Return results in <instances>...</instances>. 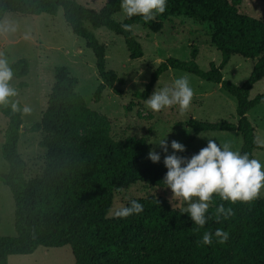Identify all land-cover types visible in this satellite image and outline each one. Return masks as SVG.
<instances>
[{
	"label": "trees",
	"instance_id": "obj_1",
	"mask_svg": "<svg viewBox=\"0 0 264 264\" xmlns=\"http://www.w3.org/2000/svg\"><path fill=\"white\" fill-rule=\"evenodd\" d=\"M244 2L264 4V0H167L165 12L145 22L140 16L116 20L115 15L122 10L120 0H106L96 9L80 0H0V22L7 13L56 16L62 9L67 26L94 53L101 80L94 93L95 103L107 89L122 94L116 86L123 85V80L107 68L106 47L87 25L122 36L132 60L143 57V47L132 26L142 25L159 33L164 23L176 18L206 25L211 43L222 57L218 66L211 63L208 70H203L197 63L198 49L193 47L188 61L171 57L161 63L146 89L134 96L146 100L160 77L171 69L220 85L237 100L238 122L191 119L188 125L196 135L237 132L242 137L239 152L254 158L261 147L248 114L264 104V94L250 99L254 85L264 79V20L244 13ZM123 24L131 27L125 30ZM233 56L255 61L242 85L223 75ZM10 67L14 78L29 73L26 60ZM78 84L79 79L67 67L55 68L46 110L41 121L29 128L43 133L40 146L45 149V168L35 178H26L27 163L18 150L23 112L12 111L10 104L0 105V112L7 118L2 156L8 165V173L0 176V182L13 196L16 230L14 236H0V264H8L13 255L33 254L39 247L64 246H70L74 264H264V198L230 203L214 195L208 211L214 212L216 205L223 203L232 208V215L219 222L213 217L199 230L186 210L173 208L164 198L134 199L143 204L141 213L108 217L116 190L137 183L167 188L162 183L167 169L163 160L153 163L148 159L150 147L144 138L116 141L101 130L107 120L97 117L76 92ZM91 125L96 128L90 134L82 133ZM218 227L229 233L225 242H200L203 231L214 232Z\"/></svg>",
	"mask_w": 264,
	"mask_h": 264
},
{
	"label": "rangeland",
	"instance_id": "obj_2",
	"mask_svg": "<svg viewBox=\"0 0 264 264\" xmlns=\"http://www.w3.org/2000/svg\"><path fill=\"white\" fill-rule=\"evenodd\" d=\"M106 0H80L88 8L96 9ZM244 13L264 20V4L244 2ZM123 10L115 19L123 21ZM99 41L106 47L107 68L118 73L123 85L116 87L122 92L118 95L113 90H105L98 103L93 100L94 93L101 80L96 69L94 53L87 48L85 40L77 37L67 26L62 9L56 16H22L7 13L0 22V59L9 66L19 60L29 62V73L18 79L12 77L10 83L17 95L11 99L21 106L27 105L29 112L22 114L23 129L20 132L19 153L27 163L26 178L41 176L45 168V149L40 146L42 132H31L29 128L41 121L46 110V102L55 83V68L67 67L73 76L79 79L76 92L83 96L89 108L97 117L104 116L107 131L116 141H125L129 137L144 138L150 149L161 153L157 143L166 138L169 145L177 140L185 145V151L178 155L190 157L206 146L207 139L217 143H228L233 150L240 151L242 137L239 133H203L196 135L188 125L191 119L203 122L229 121L238 122L237 100L225 92L220 85L179 70H169L155 84L151 94L161 87L171 86L180 75H187L194 90L189 107L181 112L178 106H170L158 112L152 111L134 96L143 92L151 81L152 74L168 58L188 61L193 47L198 49L197 63L203 70H208L211 63L219 65L222 61L220 52L212 45L206 25H201L185 18H176L164 23L159 33H152L142 25L132 26L143 47V57L132 60L125 40L106 28L92 29ZM255 61L233 56L223 70L224 78L237 85H242L251 75ZM24 83V86H20ZM150 94V95H151ZM264 94V79L254 85L250 99ZM248 118L256 128L257 142L260 149L254 152V158L264 164V104L249 112ZM7 126V118L0 112V176L8 173V165L2 156V144ZM96 128L91 125L82 133L90 134ZM172 149L169 146L168 152ZM164 198L173 208L186 210L182 200L173 199L168 188L151 187L137 183L115 191L108 217H115L117 210L126 206L130 200L139 198ZM264 198V188L258 196ZM15 203L10 189L0 182V236H14ZM75 259L70 246L60 248L39 247L30 255H13L8 264H74Z\"/></svg>",
	"mask_w": 264,
	"mask_h": 264
},
{
	"label": "clouds",
	"instance_id": "obj_3",
	"mask_svg": "<svg viewBox=\"0 0 264 264\" xmlns=\"http://www.w3.org/2000/svg\"><path fill=\"white\" fill-rule=\"evenodd\" d=\"M167 0H120V7L127 17L140 16L145 22L152 21L157 14L164 13ZM131 26L123 24L125 30ZM13 71L6 61L0 59V105H9L12 111H30L27 105L21 107L16 100V89L10 81ZM194 90L187 75L175 78L171 86L155 88L145 100V104L154 112L170 106H178L185 111L193 98ZM157 145L166 153L163 164L167 169L162 183L171 190L172 200H182L186 213L192 224L199 230L213 217L217 222L232 215V208L223 203L216 205L214 212H209L214 195L230 203L254 200L264 188V164L248 153L233 150L228 143L219 144L215 139L208 138L206 146L190 157L178 155L185 151V145L172 140L170 145L166 138L159 140ZM172 149L171 153L168 149ZM148 159L159 162L161 153L150 149ZM143 211V204L130 200L126 206L120 207L116 215L128 217ZM229 233L222 228L214 232L203 231L200 242L211 244L213 239L218 243L225 242Z\"/></svg>",
	"mask_w": 264,
	"mask_h": 264
}]
</instances>
